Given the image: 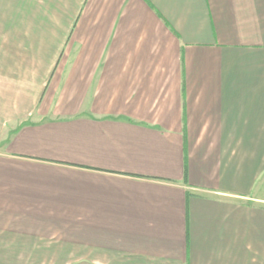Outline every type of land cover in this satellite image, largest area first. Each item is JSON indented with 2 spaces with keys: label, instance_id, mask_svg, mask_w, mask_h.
<instances>
[{
  "label": "crops",
  "instance_id": "1",
  "mask_svg": "<svg viewBox=\"0 0 264 264\" xmlns=\"http://www.w3.org/2000/svg\"><path fill=\"white\" fill-rule=\"evenodd\" d=\"M5 37L0 264H264V0H0Z\"/></svg>",
  "mask_w": 264,
  "mask_h": 264
},
{
  "label": "rangeland",
  "instance_id": "2",
  "mask_svg": "<svg viewBox=\"0 0 264 264\" xmlns=\"http://www.w3.org/2000/svg\"><path fill=\"white\" fill-rule=\"evenodd\" d=\"M14 38V37H13ZM12 37H5V38H0V47H11V46H22L24 45V39H17V37L15 39H13ZM0 56H4L2 54H0ZM7 69V68H5ZM5 69L2 70V72H5ZM1 73V72H0ZM17 89V87H15L12 82H10V80L8 81L6 76H0V91L3 90L2 92H10L12 91L15 92V90ZM1 93V92H0ZM11 93V92H10ZM7 104V103H6ZM5 105V103H4ZM12 104L9 103V106H11Z\"/></svg>",
  "mask_w": 264,
  "mask_h": 264
}]
</instances>
